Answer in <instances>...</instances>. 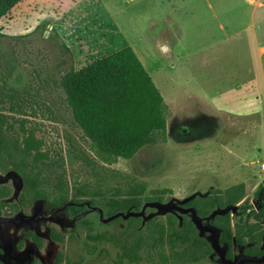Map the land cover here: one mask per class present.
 Wrapping results in <instances>:
<instances>
[{
  "label": "rangeland",
  "instance_id": "374dc122",
  "mask_svg": "<svg viewBox=\"0 0 264 264\" xmlns=\"http://www.w3.org/2000/svg\"><path fill=\"white\" fill-rule=\"evenodd\" d=\"M258 2L264 4V0H21L0 19V120L10 138V151L0 161V184L7 179L13 189L8 206L0 209V233L12 238L11 254H16L27 231L45 235L54 226L66 235L64 245L44 238V246L35 248L24 239V248L32 250L27 264L35 258L54 264L60 251L72 260L83 256L81 264H115L112 244L101 243L110 251L102 256L89 255L85 249L83 221H93L97 230L109 222L101 198L78 216L72 215L70 204L60 210L45 202L21 213L13 209L22 175L33 170L41 174L50 193L58 179L70 189L78 182L97 185L107 176L112 183V170L145 181L149 189L172 188L177 198L147 204L145 219H165L176 210L181 219L196 220L191 211L179 209L180 200L246 182L252 202L232 207L233 221L240 217L246 224L254 221L262 200L255 192L264 185L259 168L264 160V96L258 99L256 87L241 82L253 67L258 84H264L259 44L250 43L256 30L264 43V7ZM127 46L168 101V139L148 145L134 158L107 163L74 114L75 76ZM91 85L110 96L118 89L117 84ZM210 220L196 221L214 245L211 261L184 264H264V256L242 257L243 247L236 244L235 259L228 260ZM106 227L119 230L123 221ZM71 234L73 238H68Z\"/></svg>",
  "mask_w": 264,
  "mask_h": 264
},
{
  "label": "trees",
  "instance_id": "16d2710c",
  "mask_svg": "<svg viewBox=\"0 0 264 264\" xmlns=\"http://www.w3.org/2000/svg\"><path fill=\"white\" fill-rule=\"evenodd\" d=\"M21 0H0V19ZM91 82L117 84L114 95L100 94ZM77 99L71 102L74 114L96 142L97 154L107 163L119 158L131 159L148 145L165 142L168 139V105L160 89L147 71L134 49L124 47L107 55L80 71L75 76ZM10 151L8 129L0 120V161ZM115 181L110 176L103 177L97 185L78 182L71 189L66 182L58 179L55 191L49 194L45 189L41 174L29 171L24 174L22 202L29 197H44L54 205L68 202L72 191L77 201L88 199L96 204L101 198L109 222L102 229L85 219L87 227L85 242L88 254L102 256L110 253L101 246L108 242L116 248L115 264H184L211 261L214 245L201 234L196 220L211 219V226L219 231V242L226 246V256L232 260L235 244L243 247V252L253 257H263L264 205L254 213V221L245 223L243 217L233 221L231 208L252 200L248 196V184L237 183L227 188H214L180 200L181 211H191L195 219L183 218L176 210L168 212L165 219L158 216L144 218V208L149 203L166 204L177 198L172 188L149 189L147 183L136 177L124 176L112 170ZM117 178V179H116ZM264 185L255 194L261 196ZM10 194L7 186L0 188V207L7 204ZM262 202V200H261ZM84 207V206H83ZM78 208L77 212L83 209ZM122 214H128L124 218ZM123 221V227L114 230L111 226ZM103 225V224H102ZM73 238L70 235V238ZM65 241V235L59 234ZM81 264L83 258L72 260L61 252L58 263Z\"/></svg>",
  "mask_w": 264,
  "mask_h": 264
},
{
  "label": "flooded vegetation",
  "instance_id": "af4514ba",
  "mask_svg": "<svg viewBox=\"0 0 264 264\" xmlns=\"http://www.w3.org/2000/svg\"><path fill=\"white\" fill-rule=\"evenodd\" d=\"M14 173L19 175L18 172H14ZM23 175H22V178H21V179H23V184H19L17 186V188L21 190V192L19 193V195L17 197L18 201L12 204L13 209L16 210L17 213H21V212H24L25 210H29L30 208H32L34 205H36L39 202H45L48 205V207L50 209H52V210H60L64 206L70 204L71 205V213H72L73 216L80 215L89 206H91L90 201H88L86 199L77 201V199H76L74 194L71 195L72 197L70 198V200L68 202H65V203H63L61 205H54V204L50 203L44 197L34 198L32 201H30L29 197H28V198H26V200L24 199V201L22 202L20 197H21V195L23 193V189H24V176ZM10 176H14V174L8 175V177H10ZM7 181L8 180L6 179V181H4L3 183L0 184V188L2 186H7L10 189V194L7 197H5L6 199L13 194V189L9 186V184L6 183ZM48 193L49 194H53L54 192H51V193L48 192ZM260 198L262 199V202H260L261 203L260 206H263L264 205V190L262 191ZM6 206H8V202H7L6 205L1 206L0 209L4 208ZM81 207H83V209L80 211V213H78L77 209L81 208ZM45 233L46 234L43 235V234H40L39 232H35L33 230H30V231H27L25 233V238L24 239L26 241L28 240L32 244V247L36 246L37 248H41V247L44 246V238H48L47 242L50 243V244L57 243V244H63L64 245V243L66 242V235L65 234H64L65 235V241H63V240H61L59 238V234L60 233L62 234L64 232L59 231L54 226H51L48 229V231L45 232ZM68 238H70V236ZM24 239L20 240L18 245L16 246V248H15L16 249V254H11L10 250L12 248H14V244H13L12 238L9 237V236L8 237H6V236L4 237L2 235V233H0V264H7V263L9 264L10 262H15V264H27V260L26 259L29 258V256H30L29 255V251H32V250L28 249V247H27V249L24 248V245H25L24 244L25 243ZM85 249H86V246H85ZM226 250H225V257L227 258ZM61 252L62 251L58 252L55 255V257L53 258L54 259V264H62L63 261L58 263V257H59ZM86 252H87V250H86ZM242 254H243L242 257H253V256L247 255L243 251H242ZM89 255H91V254H89ZM81 257L83 258V256H81ZM234 259H235V254H234V258L232 260H234ZM228 260H230V259H228ZM232 260H230V261H232ZM66 263H67V261H66ZM31 264H42V262L38 258H35V259L32 260Z\"/></svg>",
  "mask_w": 264,
  "mask_h": 264
},
{
  "label": "crops",
  "instance_id": "0c3cea01",
  "mask_svg": "<svg viewBox=\"0 0 264 264\" xmlns=\"http://www.w3.org/2000/svg\"><path fill=\"white\" fill-rule=\"evenodd\" d=\"M258 5H259L258 7H264V4L262 2H258ZM261 14H262V17L264 19V11H262ZM259 33L260 32H258V30H256L255 33H253V35L250 38V43H253L254 42L255 44H259V53H258V56L257 57H258V60L261 61V63H260L261 64L260 65V67H261L260 71H262L264 73V43H261L262 41H261V38H260V34ZM249 69H250L249 70L250 71V77L248 79H246V80H243L241 82V85L243 84L244 81L251 82L250 83L251 86H255L256 89H257V92L259 93L258 99L263 100V96H264L263 95V93H264V84H262L260 81H259V84H258V79L257 78H258L259 75L255 72V69L253 67H250ZM236 72H238V71H236ZM263 79H264V77H263ZM170 96H173V94H171ZM170 96H167V97H169L168 100L170 99ZM166 103L168 105V101H166ZM168 107H169V105H168ZM167 125H169V122H168Z\"/></svg>",
  "mask_w": 264,
  "mask_h": 264
},
{
  "label": "built area",
  "instance_id": "2783aa9c",
  "mask_svg": "<svg viewBox=\"0 0 264 264\" xmlns=\"http://www.w3.org/2000/svg\"><path fill=\"white\" fill-rule=\"evenodd\" d=\"M259 168L264 171V160L263 159L260 160V167Z\"/></svg>",
  "mask_w": 264,
  "mask_h": 264
},
{
  "label": "water",
  "instance_id": "95a60500",
  "mask_svg": "<svg viewBox=\"0 0 264 264\" xmlns=\"http://www.w3.org/2000/svg\"><path fill=\"white\" fill-rule=\"evenodd\" d=\"M262 193V192H261ZM128 217V215L126 216V218Z\"/></svg>",
  "mask_w": 264,
  "mask_h": 264
}]
</instances>
